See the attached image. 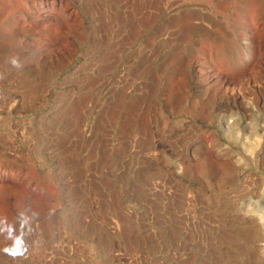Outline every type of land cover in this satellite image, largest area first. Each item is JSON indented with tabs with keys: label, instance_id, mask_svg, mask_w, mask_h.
<instances>
[{
	"label": "rangeland",
	"instance_id": "374dc122",
	"mask_svg": "<svg viewBox=\"0 0 264 264\" xmlns=\"http://www.w3.org/2000/svg\"><path fill=\"white\" fill-rule=\"evenodd\" d=\"M0 264H264V0H0Z\"/></svg>",
	"mask_w": 264,
	"mask_h": 264
}]
</instances>
